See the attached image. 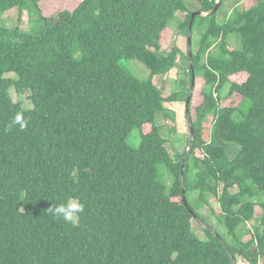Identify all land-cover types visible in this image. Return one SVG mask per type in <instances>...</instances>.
<instances>
[{
    "label": "trees",
    "instance_id": "trees-1",
    "mask_svg": "<svg viewBox=\"0 0 264 264\" xmlns=\"http://www.w3.org/2000/svg\"><path fill=\"white\" fill-rule=\"evenodd\" d=\"M224 1L77 0L49 13L63 0H0V21H10L0 22V264H233L231 254L264 264V0L229 14ZM196 11L208 14L193 20L190 86L166 92L156 75L170 73L182 50L164 52V37L176 21L189 34ZM34 15L41 25L24 30ZM226 86L246 109L223 105ZM12 88L29 91L33 108ZM177 101L190 139L175 159L160 117L174 122L168 105ZM18 112L27 127L9 128ZM135 129L138 147L128 142ZM72 197L85 207L66 223L50 208Z\"/></svg>",
    "mask_w": 264,
    "mask_h": 264
},
{
    "label": "rangeland",
    "instance_id": "rangeland-1",
    "mask_svg": "<svg viewBox=\"0 0 264 264\" xmlns=\"http://www.w3.org/2000/svg\"><path fill=\"white\" fill-rule=\"evenodd\" d=\"M77 0H63V3L61 5L54 3L51 7V9L48 11L49 13L56 12L60 10L61 8H66L72 6ZM219 1V0H217ZM240 2V6L242 8H247L255 3V0H225L224 5L222 7V11L224 13H230L233 6ZM179 20H183L185 17V13L178 12L177 14ZM2 24L9 25L10 21H7L5 19H2L0 21ZM41 25V22L38 21L36 18V15L33 16L32 21L28 23L26 26L22 25L24 30H34ZM170 30L167 35L164 37V45H163V51L169 53L170 49L177 45L181 48L182 54H180V57L178 59V64L171 70L170 73H168L165 76L156 75L159 77L158 79H155L156 84L164 91L166 92H175L179 91L182 88H188L190 86V76L188 74V58L187 54L190 51V45L188 40V34L184 30L179 29V22L176 21L174 24H172L169 29ZM198 33L192 35L191 40V48L193 52H196L198 49V39H199ZM229 45L233 48H240L241 46V39L238 34H231L229 35ZM219 45V42L211 49L216 50ZM127 65L132 69V71L135 73V75L139 78H147L150 71L146 67L145 64L138 60H129L127 61ZM9 77H16L14 73L7 74ZM194 90L192 91V93ZM228 92V86H226L222 90V95L225 97L223 99L222 103L223 105L231 104L232 102H235L236 105L241 107L242 109H246L248 101H242L236 96L226 97V94ZM12 97L15 101H21L23 103V106L27 109L33 108V103L30 99V92L24 91V92H17L15 88L11 89ZM249 104V103H248ZM170 109L174 110V116L175 121L173 122L171 119H168L164 121V118L160 117V122L165 124L163 126V135L168 140V148L171 153V155L176 159L179 155L183 154L188 149V142H189V133L187 129V121H186V103L183 101H177L174 103H171L168 105ZM174 126L176 128V131H172L171 127ZM128 142L134 146L138 147L140 144V135L138 132V129H135L131 132ZM162 169L163 173V166L160 167V171ZM164 176L167 178L166 170H164ZM163 177V175H162ZM167 184H169L171 181L168 178V180L163 179ZM234 191L237 190V188L233 189ZM197 192H192L190 197V202L193 205L196 204V197ZM264 200V195H259L257 197V202L260 203ZM198 210L205 216H207L209 219H211V223L213 226L216 227L218 231H220L223 235L226 234V229L223 228L216 220H214L211 216V209L206 204H199ZM262 213V209L260 205H257L256 207V214L255 219L252 222L248 223V228L254 229L255 226L259 223L258 219L259 216ZM204 224L200 222L197 219L193 220V228L197 231L198 235L200 237H204ZM243 238H246V235L243 236ZM238 264H249L246 260H244L242 257L239 258Z\"/></svg>",
    "mask_w": 264,
    "mask_h": 264
},
{
    "label": "clouds",
    "instance_id": "clouds-1",
    "mask_svg": "<svg viewBox=\"0 0 264 264\" xmlns=\"http://www.w3.org/2000/svg\"><path fill=\"white\" fill-rule=\"evenodd\" d=\"M18 125L21 129L27 127V121L25 120L23 113L18 112L12 119L9 128ZM84 204L80 202L78 197H72L65 199L62 203L52 206L50 210L53 215L59 219H62L66 223H75L79 214L84 211Z\"/></svg>",
    "mask_w": 264,
    "mask_h": 264
},
{
    "label": "water",
    "instance_id": "water-1",
    "mask_svg": "<svg viewBox=\"0 0 264 264\" xmlns=\"http://www.w3.org/2000/svg\"><path fill=\"white\" fill-rule=\"evenodd\" d=\"M219 3H220V0L217 1L216 8L218 7ZM206 14H208V13H203L201 11H196V12H194L192 14L191 21H190V24H189V34H188V40H189V45H190V49H189L190 50L189 51L190 52V55H192V48H191V43H192L191 37H192V33H191V29H192V25H193V20H194V18H195L196 15H206ZM191 67L193 69V64L192 63H191ZM194 77H195V75L193 73V78ZM193 85H194V81H193ZM193 90H194V88L192 87L191 88V91H190V95H189L188 100H187V103H189L191 101V93H192ZM189 122H190V126L192 128V131H191V139L193 140L194 137H195V133H194L193 124H192V121H191V118L190 117H189ZM183 192H185V189H183ZM184 202H185V205L187 206V208L190 211H192V208L190 207V205H189L188 200H187L186 197H184ZM231 260H232L233 264H237L235 262L234 256L232 254H231Z\"/></svg>",
    "mask_w": 264,
    "mask_h": 264
}]
</instances>
